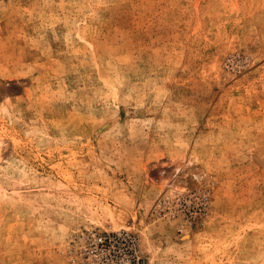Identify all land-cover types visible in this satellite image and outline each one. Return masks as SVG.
Returning a JSON list of instances; mask_svg holds the SVG:
<instances>
[{"label": "rangeland", "instance_id": "rangeland-1", "mask_svg": "<svg viewBox=\"0 0 264 264\" xmlns=\"http://www.w3.org/2000/svg\"><path fill=\"white\" fill-rule=\"evenodd\" d=\"M0 264H264V0H0Z\"/></svg>", "mask_w": 264, "mask_h": 264}, {"label": "built area", "instance_id": "built-area-1", "mask_svg": "<svg viewBox=\"0 0 264 264\" xmlns=\"http://www.w3.org/2000/svg\"><path fill=\"white\" fill-rule=\"evenodd\" d=\"M70 264H138L136 240L124 231L87 230L73 235Z\"/></svg>", "mask_w": 264, "mask_h": 264}, {"label": "bare ground", "instance_id": "bare-ground-1", "mask_svg": "<svg viewBox=\"0 0 264 264\" xmlns=\"http://www.w3.org/2000/svg\"><path fill=\"white\" fill-rule=\"evenodd\" d=\"M2 144H4V142H3L2 139H0V150H1V146H2Z\"/></svg>", "mask_w": 264, "mask_h": 264}]
</instances>
